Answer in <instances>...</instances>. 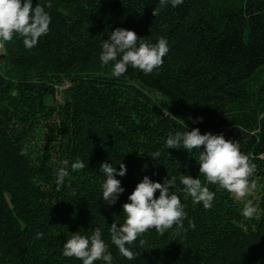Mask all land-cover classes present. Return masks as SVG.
Returning a JSON list of instances; mask_svg holds the SVG:
<instances>
[{
  "label": "trees",
  "instance_id": "16d2710c",
  "mask_svg": "<svg viewBox=\"0 0 264 264\" xmlns=\"http://www.w3.org/2000/svg\"><path fill=\"white\" fill-rule=\"evenodd\" d=\"M32 4L50 14L49 33L31 49L18 35L0 49V264H82L62 255L63 244L97 227L111 264H264V0ZM116 28L153 44L165 38L163 66L147 75L129 66L114 77V62L104 66L99 55ZM193 128L236 141L256 165V188L241 201L207 184L215 198L205 209L177 179L170 192L187 213L183 230L150 229L126 245L136 254L129 260L109 229L124 223L122 205L137 183L145 176L204 181L203 146L166 145L169 135ZM64 160L69 175L58 185ZM78 160L85 167L73 171ZM102 162L126 166L115 176L124 191L112 205L102 198ZM247 200L257 210L251 219L242 215Z\"/></svg>",
  "mask_w": 264,
  "mask_h": 264
},
{
  "label": "clouds",
  "instance_id": "9594fccd",
  "mask_svg": "<svg viewBox=\"0 0 264 264\" xmlns=\"http://www.w3.org/2000/svg\"><path fill=\"white\" fill-rule=\"evenodd\" d=\"M160 2L170 3L175 8L183 4L184 0H160ZM47 7L52 6L49 4ZM50 23L51 16L45 11V7L40 4L33 6L32 0H0V49L17 35L23 38L26 48L35 47L41 37L49 33ZM168 52V42L163 37L153 44L138 38L132 30L116 28L110 32L108 39L103 40L99 60L104 66L114 62L111 74L117 78L123 76L129 66L147 75L163 66L164 57ZM183 127L185 129L187 126L183 124ZM181 144L187 151L203 146L204 150L199 152L198 163L199 173L204 177V181L190 175H181L168 177L161 184L145 176L137 183L128 196L129 202L122 205V210L126 214L124 223L121 225L112 223L109 229L111 243L129 260L134 259L136 254L126 245L133 244L150 229L163 234L175 225L178 231L183 230V221L187 213L180 197L170 192L177 179L184 186L185 193L191 197L192 202L202 204L205 209L212 207L215 198V192L211 191L207 184L216 185L218 189L226 190L241 201L250 196L256 188V182L250 180L256 171V165L248 155L241 152L236 141L225 139L223 134L214 135L207 132L201 134L197 128L191 131H177L174 135H169L166 140L167 148H181ZM159 155V151L151 154L154 158H158ZM84 167V163L79 160L71 164L73 171ZM68 168L69 161H62V166L56 173L58 185H62L69 175ZM100 171L106 175L102 185V198L108 202V205H112L124 191L120 180L115 176L125 175L126 166L120 163L117 171L110 163L102 162ZM157 190L158 197L155 195ZM256 211L252 201L247 200L242 215L251 219ZM189 226L195 228V224L191 221ZM42 236L43 233L37 234V238ZM62 255L81 260L82 264H96V261H104L105 264L112 262L108 243L102 239L99 227L95 228L90 236L73 232L63 244Z\"/></svg>",
  "mask_w": 264,
  "mask_h": 264
},
{
  "label": "rangeland",
  "instance_id": "374dc122",
  "mask_svg": "<svg viewBox=\"0 0 264 264\" xmlns=\"http://www.w3.org/2000/svg\"><path fill=\"white\" fill-rule=\"evenodd\" d=\"M155 264H158V263H155Z\"/></svg>",
  "mask_w": 264,
  "mask_h": 264
}]
</instances>
